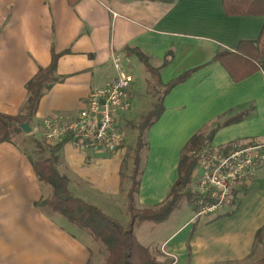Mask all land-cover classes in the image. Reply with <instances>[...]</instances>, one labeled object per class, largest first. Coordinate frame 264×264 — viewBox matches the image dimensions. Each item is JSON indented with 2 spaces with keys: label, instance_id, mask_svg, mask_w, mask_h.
<instances>
[{
  "label": "crops",
  "instance_id": "1",
  "mask_svg": "<svg viewBox=\"0 0 264 264\" xmlns=\"http://www.w3.org/2000/svg\"><path fill=\"white\" fill-rule=\"evenodd\" d=\"M263 24L261 16H226L222 0H81L73 7L67 0H0V115L23 120L25 85L49 65L52 49L67 52L57 64L63 80L42 96L29 123L44 142L42 121L75 119L89 93L114 75V55L137 49L160 68L172 51L159 70L162 85L191 73L164 96L163 112L145 134L134 196L138 210L158 207L177 180L182 148L197 132L247 112L242 121L217 130L209 149L264 141V65L234 82L212 61L216 52L256 41ZM126 58L136 67L134 56ZM29 150L16 140L0 144V264H88L90 237L36 208L50 189L38 181ZM57 155L74 197L128 223L123 150L107 155L62 144ZM232 193L234 204L226 202L217 219L188 215L174 232L152 227L155 237L136 238L158 264H261L251 259L264 226V165Z\"/></svg>",
  "mask_w": 264,
  "mask_h": 264
},
{
  "label": "trees",
  "instance_id": "2",
  "mask_svg": "<svg viewBox=\"0 0 264 264\" xmlns=\"http://www.w3.org/2000/svg\"><path fill=\"white\" fill-rule=\"evenodd\" d=\"M80 1L67 0V3L70 7H73ZM152 1L172 3L175 0ZM222 7L228 17L261 16L264 19V0H222ZM66 53V51L56 53L52 49L49 65L39 67L36 74L26 83L27 97L23 106L24 116L22 121L18 118L0 115V144L12 143L18 135L22 134L20 125L25 122L28 124L31 122L37 112L42 96L55 84L63 80V77L57 75V64L60 57ZM124 54L126 57L134 56L141 62L147 72L162 88L151 110L138 121V124L135 125L133 123V127L137 131V137L129 178L131 186L125 203L126 213L129 216L127 225L122 226L118 221L104 214L99 208L74 197L70 193L67 178L58 171L57 155L62 144L67 140L53 146L46 144L50 147V154L45 158L32 161L33 171L38 181L50 189L49 195L37 202L35 206L48 216H61L68 224L88 235L93 243L101 245L106 253L102 264H158L154 254L139 243L134 234V227L143 222L160 223L164 221L171 212L181 207L183 201L190 204L196 203L199 196L190 188L197 164L195 155L203 151H211L209 145L216 131L224 126L242 121L248 113L238 114L222 124L216 123L207 132L201 130L194 134L180 152L177 180L172 186L167 199L158 207L138 210L134 206V196L138 192L139 178L141 176V152L147 149L145 134L162 114L164 96L174 86L184 82L191 71L181 74L166 85H162L159 70L167 66L172 60V51L166 54L160 68H153L149 64L147 57L137 49L126 48ZM212 61L219 62L234 82H239L256 72L259 67L264 65V24L256 41L240 42L237 49L233 52H216ZM254 63L257 65H254ZM235 144L226 145L216 151L223 154L230 153L234 149ZM206 202L209 201L206 200ZM234 202L235 198L232 197L229 204L233 205ZM219 217H216V219ZM263 232L264 226L256 233V244L259 242ZM260 262L264 264V256Z\"/></svg>",
  "mask_w": 264,
  "mask_h": 264
},
{
  "label": "built area",
  "instance_id": "3",
  "mask_svg": "<svg viewBox=\"0 0 264 264\" xmlns=\"http://www.w3.org/2000/svg\"><path fill=\"white\" fill-rule=\"evenodd\" d=\"M129 62L121 55L112 57L114 75L102 88L89 93L75 119L42 121L45 143L53 146L67 140L82 150L115 154L123 140L121 123L132 110L134 77L128 72ZM196 157L193 185L199 196L200 216L219 211L235 185L252 177L264 165V141L238 143L227 154L203 151ZM206 200L210 203L205 205Z\"/></svg>",
  "mask_w": 264,
  "mask_h": 264
},
{
  "label": "rangeland",
  "instance_id": "4",
  "mask_svg": "<svg viewBox=\"0 0 264 264\" xmlns=\"http://www.w3.org/2000/svg\"><path fill=\"white\" fill-rule=\"evenodd\" d=\"M135 66L136 67H134L131 62H129L128 64L129 67L128 72L134 76L136 81V91L132 93V110L121 123V132L123 133V140L119 144L116 150V152L121 150H123L124 152L122 166L120 170H121V177L122 179L124 178L125 180L124 185L125 187L126 185L128 187L126 196L131 186V182L129 178L132 170L133 150L135 146V140L137 137V131L135 127H133V123L135 125L138 124L139 123L138 121L143 116H145L148 111L151 110L156 98L159 96L160 92L162 91L161 86H159L156 83V80L147 72V70L145 69L142 63L137 61V64H135ZM205 131L206 132L209 131V128L205 129ZM23 135L26 136L25 139L22 138ZM40 139H41L40 134L34 133L32 131L30 134H24L22 132V134H20L18 137L15 138V140L18 143H20L22 146H24V148L27 146L28 149H30L29 153L32 159L34 160L45 158L50 154V147H48L44 141H39ZM63 144H68L76 149H80L79 147L73 145V143L68 141H66ZM142 152H141V160L143 156ZM196 156L197 155H195V157ZM58 168L59 171L61 172L62 167L60 166ZM190 188L195 192L194 185L193 186L190 185ZM126 196H125V203H126ZM231 198L232 197L230 194L227 202H229ZM200 210H201V205H199L198 201L192 204L183 201L181 207L171 212L168 215V217L164 220L165 222H163V224L145 222L141 225H136L134 228V234L143 241V238L150 239L152 237H155V233H152L151 231L152 227L154 229L167 227L169 230L167 232H174V230H176V228L186 220L188 215L194 216L195 214H198ZM115 212H117L116 214H118V210ZM222 214H223V208L219 211H216L215 213L200 215V216L208 217L209 219H211L216 216L218 217L219 215ZM127 217L129 218V216ZM119 224H124L123 226L127 225L126 220H124L123 217L121 220L119 219ZM90 251H91V255H90L89 264H102L104 262L106 253L101 245L91 242ZM263 256H264V232L261 235L259 242L254 246L253 258L251 259V261L254 260L261 261Z\"/></svg>",
  "mask_w": 264,
  "mask_h": 264
},
{
  "label": "water",
  "instance_id": "5",
  "mask_svg": "<svg viewBox=\"0 0 264 264\" xmlns=\"http://www.w3.org/2000/svg\"><path fill=\"white\" fill-rule=\"evenodd\" d=\"M20 129L24 134H30L31 128L27 122L20 125Z\"/></svg>",
  "mask_w": 264,
  "mask_h": 264
}]
</instances>
